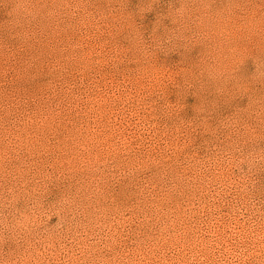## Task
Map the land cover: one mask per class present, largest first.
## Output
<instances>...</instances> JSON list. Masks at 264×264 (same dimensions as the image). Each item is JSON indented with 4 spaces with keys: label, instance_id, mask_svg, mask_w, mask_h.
<instances>
[{
    "label": "rangeland",
    "instance_id": "1",
    "mask_svg": "<svg viewBox=\"0 0 264 264\" xmlns=\"http://www.w3.org/2000/svg\"><path fill=\"white\" fill-rule=\"evenodd\" d=\"M198 2L181 23L168 0H0V260L264 264V170L243 159L264 141L242 135L264 108V9ZM217 26L247 55L196 113L179 73L223 63ZM141 40L167 53L170 113Z\"/></svg>",
    "mask_w": 264,
    "mask_h": 264
},
{
    "label": "clouds",
    "instance_id": "2",
    "mask_svg": "<svg viewBox=\"0 0 264 264\" xmlns=\"http://www.w3.org/2000/svg\"><path fill=\"white\" fill-rule=\"evenodd\" d=\"M162 0H143L142 9L144 11L150 10L152 7L161 3ZM187 7L186 4H179L178 0H168V9H165L164 16L174 17L176 20L183 23L184 16L182 14L183 9ZM255 7L264 9V0H259V5H255L249 12L248 15H253ZM197 8L206 9L208 4L204 3L203 0H199ZM229 8L236 9L241 8V4L238 0H231ZM171 9V11H169ZM243 10V9H242ZM139 11V9H138ZM261 20L264 21V13L261 15ZM246 29L249 32L254 31V28L248 23L238 26L235 31ZM214 32H217L223 39L221 44V55L223 57V63L220 66L212 64H194L192 68L186 69L179 73V78L183 81L185 92L183 93L184 99L188 97L193 98L192 110L193 112L202 111L203 94L207 91L212 81L226 78L227 73H231L237 70L238 65L246 58L247 49L240 47L234 43L235 32L227 31L223 27H214ZM198 37L193 34L191 43L195 45ZM137 54V60L139 61V67L137 72L140 78L144 80L143 88L147 90V95H157L161 101L162 107L165 112H169L173 107V102L167 99L166 88L171 82L173 73L170 71L167 65H165L160 57L167 55L166 52L161 48L159 44H152L143 40L138 42V46L135 49ZM207 74L208 79L204 80L202 77ZM260 124L259 128L244 126V135L248 140H253L259 137L261 141H264V108L260 112ZM243 159L251 166H259L264 170V147L259 152H248L243 156ZM0 264H34L28 257H18L16 259H3L0 260Z\"/></svg>",
    "mask_w": 264,
    "mask_h": 264
}]
</instances>
